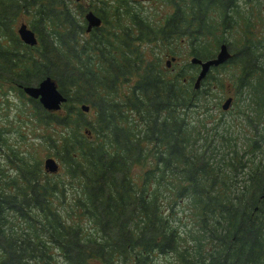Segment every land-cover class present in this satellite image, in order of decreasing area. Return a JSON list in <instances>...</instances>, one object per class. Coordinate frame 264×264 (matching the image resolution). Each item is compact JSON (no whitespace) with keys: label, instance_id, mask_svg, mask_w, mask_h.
Returning a JSON list of instances; mask_svg holds the SVG:
<instances>
[{"label":"trees","instance_id":"trees-1","mask_svg":"<svg viewBox=\"0 0 264 264\" xmlns=\"http://www.w3.org/2000/svg\"><path fill=\"white\" fill-rule=\"evenodd\" d=\"M137 1L94 0L102 22L86 31L81 0H0V90L33 109L0 120V264H264L261 0H170L156 29ZM220 42L230 58L194 87L198 64L176 68L179 46L208 58ZM230 63L239 73L223 108L215 74ZM46 76L66 97L57 110L22 90ZM29 137L57 147L56 172Z\"/></svg>","mask_w":264,"mask_h":264},{"label":"rangeland","instance_id":"rangeland-1","mask_svg":"<svg viewBox=\"0 0 264 264\" xmlns=\"http://www.w3.org/2000/svg\"><path fill=\"white\" fill-rule=\"evenodd\" d=\"M129 2H131V4L133 3V0H129ZM257 2V0H256ZM137 3L139 4L138 7H135L136 9H138L140 11V14L145 17L147 19V21L151 24H153L154 28H158L160 26V24L163 22V19L166 17V15L168 14V12H170L171 10H173V6L170 4V0H138L137 2H135L134 5H137ZM87 4H92V5H102L101 2H94V0H81V5L86 6ZM111 4L114 6V3ZM111 5V7H113ZM109 6V4H108ZM240 6L241 8H243V3L240 2ZM90 7V6H88ZM97 7V6H96ZM95 8V7H94ZM112 11H114V8L112 9ZM254 11H256V16L254 17V19H251L253 21V24L255 26V28L257 27V31L258 29L261 30V32H264V0H261L260 2V6L257 9H254ZM131 15V14H130ZM130 15L128 16V14H125L123 16L122 19H125L126 24L130 25L131 22V18ZM128 16V17H127ZM240 20V25H244V18L245 16H241ZM110 19L111 18L110 16ZM130 21V22H129ZM127 26H125L126 28ZM221 38V36H220ZM239 39V36L237 34H234L232 36H229V39ZM211 48L214 49L215 51L217 50V47L213 46V43L210 44ZM191 49V43H185V45L179 46L178 48V52H179V57L177 58L176 62H175V66L176 68H180L182 67L184 64H186L187 62H189V58L191 56L190 52ZM155 50V55L156 54H161L162 56V62H164L165 60H168L170 58L169 55L162 53L161 47L157 46L154 47ZM161 50V52L159 51ZM164 52V51H163ZM219 71L216 72V76L221 77L224 79V81H226L225 84V90L227 89L229 92L227 93H220V103L223 102L224 98L231 94L230 92H232L233 90V84H232V79H231V74L236 73L238 74V68L233 64L230 63L228 65H222L219 66ZM198 71V67L194 68L193 70V74L195 75ZM213 74V73H211ZM20 93L18 92V90H10L7 93H2V90H0V120L4 122L5 125L7 124H14V123H20L17 122L18 118V111L20 109H28V113L30 112V109L33 111L32 109V105H30V100L28 98H26V100H24L22 102V99L19 96ZM232 95V94H231ZM15 103V104H13ZM32 111L31 113H29V115H32ZM215 111H218L215 110ZM227 116H233L232 112L231 113H227ZM241 118V117H240ZM239 118V120H240ZM242 121L243 118H242ZM34 121L28 122V123H32ZM30 126V124H28ZM238 127L241 128V134L244 133V129L246 130L247 133H249V129H248V125L246 126L245 123L241 124V126L239 125ZM219 128H221V125H219ZM29 131V129H27V132ZM37 131H41L40 129H38ZM15 137H12L11 141L15 142L18 146H22V144H20L19 142H16L14 140ZM41 138H32L29 137V140H31V142L33 143L34 146L37 147V150L35 152L37 157H40L41 161L43 162V159L45 158L46 155H48L49 153L53 152L56 150L57 147L53 148V146H49L48 143L45 142H41L40 140ZM238 143L240 144L241 142H244L245 139L242 135L239 136V138L237 139ZM40 143V144H39ZM26 147V145H24ZM60 161V164L62 165L61 161L63 160H58ZM179 216L184 215V213H179ZM186 219V218H185ZM191 225L190 221L187 223L186 227H189ZM154 264H180L178 262H176L174 260L173 257L169 256V255H159L156 257Z\"/></svg>","mask_w":264,"mask_h":264},{"label":"water","instance_id":"water-1","mask_svg":"<svg viewBox=\"0 0 264 264\" xmlns=\"http://www.w3.org/2000/svg\"><path fill=\"white\" fill-rule=\"evenodd\" d=\"M85 17L88 21L87 30L93 25H98L101 21V18L95 14L93 11L89 10ZM17 32L20 38L28 44H35L37 42L35 33L31 27H29L25 22H21L17 27ZM231 56L228 51L226 43H221L216 54L207 59H201L197 56H192L191 61L193 63H198L200 69L198 75L195 79V87L199 86V82L202 77L205 76L206 72L209 70L211 65H217L224 62ZM23 90L31 97L38 98L43 107L48 110H57L60 108L61 103L65 100V96L58 89L57 84L54 79L50 76H46L41 79L38 84L35 85H24ZM231 102V96L227 97L223 102L222 106L227 108ZM81 108L84 110L89 109L87 104H82ZM44 168L47 171H56L58 169L57 161L52 156H47L44 159Z\"/></svg>","mask_w":264,"mask_h":264}]
</instances>
